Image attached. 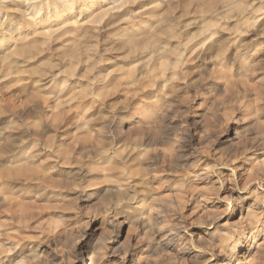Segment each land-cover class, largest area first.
<instances>
[{"label": "rangeland", "instance_id": "rangeland-1", "mask_svg": "<svg viewBox=\"0 0 264 264\" xmlns=\"http://www.w3.org/2000/svg\"><path fill=\"white\" fill-rule=\"evenodd\" d=\"M0 264H264V0H0Z\"/></svg>", "mask_w": 264, "mask_h": 264}]
</instances>
